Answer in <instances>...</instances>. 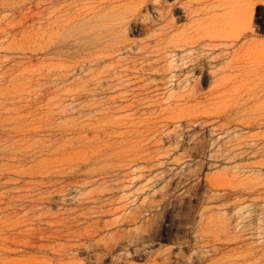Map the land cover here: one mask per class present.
I'll return each mask as SVG.
<instances>
[{
  "label": "rangeland",
  "instance_id": "374dc122",
  "mask_svg": "<svg viewBox=\"0 0 264 264\" xmlns=\"http://www.w3.org/2000/svg\"><path fill=\"white\" fill-rule=\"evenodd\" d=\"M247 1L251 59L211 76L163 22L100 45L95 0H0V264H264V0Z\"/></svg>",
  "mask_w": 264,
  "mask_h": 264
},
{
  "label": "bare ground",
  "instance_id": "6f19581e",
  "mask_svg": "<svg viewBox=\"0 0 264 264\" xmlns=\"http://www.w3.org/2000/svg\"><path fill=\"white\" fill-rule=\"evenodd\" d=\"M252 8L247 0H95L84 6L82 14L84 30H94L100 45L114 41L138 20L145 30L156 21L163 22L154 34L156 38L165 37L169 30L178 31L174 51L181 54L179 59L189 58L191 70L213 76V69L225 59L222 68L240 67L250 61L246 38L252 34ZM173 10H179L188 22L181 29L172 19ZM151 11L157 19L151 17ZM91 17L95 20L92 26ZM235 26L237 30H233ZM259 46L264 51V43Z\"/></svg>",
  "mask_w": 264,
  "mask_h": 264
}]
</instances>
